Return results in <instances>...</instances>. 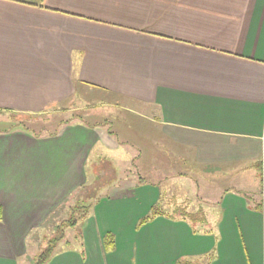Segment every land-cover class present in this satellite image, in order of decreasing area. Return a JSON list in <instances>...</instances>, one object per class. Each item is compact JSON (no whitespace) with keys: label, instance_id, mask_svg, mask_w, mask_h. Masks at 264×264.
Listing matches in <instances>:
<instances>
[{"label":"crops","instance_id":"1","mask_svg":"<svg viewBox=\"0 0 264 264\" xmlns=\"http://www.w3.org/2000/svg\"><path fill=\"white\" fill-rule=\"evenodd\" d=\"M106 95L127 103L87 105L133 121L114 123L112 135L74 118L52 136L0 131V264H31L29 235L86 183L91 152L120 149L118 129L140 134L134 120L194 165L260 167L264 0H0V110L38 113ZM120 182L87 213L76 245L44 264H264L255 190L224 191L207 229L163 211L137 226L161 187Z\"/></svg>","mask_w":264,"mask_h":264},{"label":"rangeland","instance_id":"2","mask_svg":"<svg viewBox=\"0 0 264 264\" xmlns=\"http://www.w3.org/2000/svg\"><path fill=\"white\" fill-rule=\"evenodd\" d=\"M104 99H113L122 104L127 103V100L122 97L109 95L99 98L73 99L72 102H69V99L55 107L50 106L51 108L42 111L40 114L31 115L36 116L35 118L22 113L18 114V117L22 119L20 121H22L23 126H27L35 132L41 131L40 133L46 131L41 129H53L59 120H71L73 118L83 123H103V127L114 130L115 125L110 123H114L112 121L114 116L102 113L105 106L87 105L99 100L104 101ZM74 103H82L80 105H84V107L81 110L67 108L70 107L67 105L72 106ZM18 117L17 115L14 117L11 112L0 111V131H8L13 128L24 130L21 123L16 121ZM121 117L125 119L126 115ZM26 120L30 121L27 122ZM103 120L110 122H103ZM134 122V125L140 129V134L136 132V136L126 129L124 133H120L117 128V139L123 140L120 149H111L106 153L103 150L102 153L96 150L91 152V158L87 164L88 179L85 183L93 184L94 182L95 184L94 191L91 189L93 194L91 198L107 195L111 188L120 185V181H124L126 184H130L129 181L139 182L138 176H141L140 181L160 185L161 199L157 206L161 211L172 217L181 218L184 216L182 210L191 213L201 207L204 217L211 222L210 224L213 223L217 214V202L226 190H243L245 192L255 190L257 192L251 191V194L262 200L264 145L260 157L261 165L260 167L256 165V170H247L243 164L204 168L194 165L189 159L179 158L175 153H178L175 149V143L161 136L150 125L144 124L142 120L138 119ZM117 125L118 122L116 127ZM99 171L100 178L95 181L97 179L95 177L96 172ZM246 172H253V175L250 176ZM255 172H257V176L254 175ZM86 201L77 200L76 202L72 193L54 207L52 215L45 216L42 226L38 227L39 229L30 234L28 238L27 254L30 256L31 263L35 261L36 255L44 249L47 241L51 238L59 237L61 240L55 245V248L76 245L81 231L90 220L89 215H92V208H88L89 215L82 214L83 209L86 208L82 205H85ZM72 216L76 219V223L67 225V220L72 219ZM199 217L197 216L196 220L189 216L185 218L189 222H197ZM198 223L195 225L197 228L204 229L205 227L207 229L209 227V224L202 225L199 223L201 224L199 225Z\"/></svg>","mask_w":264,"mask_h":264},{"label":"trees","instance_id":"3","mask_svg":"<svg viewBox=\"0 0 264 264\" xmlns=\"http://www.w3.org/2000/svg\"><path fill=\"white\" fill-rule=\"evenodd\" d=\"M0 111H4V110H0ZM11 113H13V116L15 117L16 115H17V117H18V114H20V113H22V114H28V116L30 117L31 115H35V114H40L41 112H38V113H24V112H11ZM31 117H34V116H31ZM36 117V116H35ZM34 117V118H35ZM115 117H117L118 119H117V122H118V127L119 126H123V127H126L130 122H133L130 118H127V116H126V118H125V120L124 119H122V118H120L119 117V115H116ZM27 118V117H26ZM34 118H32V119H34ZM31 119V120H32ZM20 120H22V119H20L19 117L17 118V122L18 123H21L22 121H20ZM70 119H68V120H59L58 121V123L56 124V125H54V127H53V129H41V130H46L45 131V133H40L41 131H37V132H35L33 129H31V128H28L27 126H23L22 125V123H21V126H23L24 128V130L25 131H29L32 135H34V136H45V135H47V136H52V135H54L57 131H58V129H59V127L61 126V125H63V124H66V123H68V121H69ZM27 122L28 121H30V120H26ZM107 120H103V122H106ZM16 122V123H17ZM107 122H110V121H107ZM17 123V124H18ZM112 125H114V123H116V120H114V123L113 122H110ZM124 123V124H123ZM103 123H93L92 125H102ZM125 125V126H124ZM106 131H107V133H109V134H114V130L113 129H110V128H106ZM99 173H100V171L99 172H96V180L95 181H97L100 177H99ZM138 180H139V182H143V181H140V179L142 178L141 176H138ZM147 182V181H146ZM94 182H93V184H83V185H80L74 192H73V195H74V197H75V201L77 202V200L78 201H85V200H87L86 201V203H85V205H82V207H84L85 209H83V211H82V214L83 215H85V214H87L89 211H88V208H92L97 202H98V200H99V196H97V198H91L92 197V193H91V189L94 191ZM72 194V193H71ZM104 196V195H103ZM102 197V196H101ZM262 202L260 201V202H258V203H256V204H258V206L256 205V207L258 208L259 207V205L261 204ZM161 210H160V208L157 206V204H154V205H152L151 207H150V209H149V211L144 215V216H142V217H140L139 219H138V222H137V226H140V225H143L144 223H146V222H148V221H150L151 219H153V217L154 216H156V215H158V214H161ZM182 212V214L186 217V216H189L191 219H193V220H196V217L198 216H200L197 220V222H199V223H204L205 222V217H204V213H203V211H202V208L201 207H199V208H197V210L195 211V212H191V213H188V212H185L184 210H182L181 211ZM53 213V212H52ZM50 215H52V214H50ZM49 215V216H50ZM181 217V218H183V219H185L186 220V218L185 217ZM0 218H1V208H0ZM200 219V220H199ZM76 223V219L75 218H73V216H72V219H68L67 220V225H74ZM109 240V241H108ZM58 241H60L59 240V237H57V238H51L50 240H48L47 241V245L44 247V249L43 250H41V252L39 253V254H37L36 255V257H35V261L34 262H32L31 264H44L48 259H49V257L52 255V253H53V251H54V248H55V245L58 243ZM111 241V237L108 235L107 236V239L106 238H104V243L105 244H108L109 242ZM178 264H192V263H189V262H178Z\"/></svg>","mask_w":264,"mask_h":264},{"label":"built area","instance_id":"4","mask_svg":"<svg viewBox=\"0 0 264 264\" xmlns=\"http://www.w3.org/2000/svg\"><path fill=\"white\" fill-rule=\"evenodd\" d=\"M261 194H262V202L264 203V188L262 189V191H261Z\"/></svg>","mask_w":264,"mask_h":264}]
</instances>
